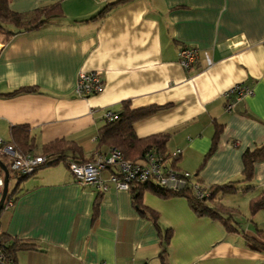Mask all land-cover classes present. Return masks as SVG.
<instances>
[{
    "label": "crops",
    "instance_id": "1",
    "mask_svg": "<svg viewBox=\"0 0 264 264\" xmlns=\"http://www.w3.org/2000/svg\"><path fill=\"white\" fill-rule=\"evenodd\" d=\"M117 1L10 0L19 14L60 3L64 17L11 38L0 32V139L10 143L12 128L26 126L36 144L29 153L64 139L89 160L113 149L98 147L106 111L162 107L134 124L138 138L168 134L167 153L181 150L177 168L203 187L242 180L245 153L264 146V0H128L90 20ZM185 46L200 51L189 70L179 62ZM95 71L103 91L78 97L79 74ZM240 84L254 93L228 113L225 95ZM102 178L107 191L78 183L61 163L10 192L15 205L0 213V232L36 245L17 264H162L169 233L167 264H264L244 237L264 232V208L250 209L264 193V159L252 183L238 185L248 192L221 198L238 233L182 197L146 190L139 211L110 170Z\"/></svg>",
    "mask_w": 264,
    "mask_h": 264
},
{
    "label": "trees",
    "instance_id": "2",
    "mask_svg": "<svg viewBox=\"0 0 264 264\" xmlns=\"http://www.w3.org/2000/svg\"><path fill=\"white\" fill-rule=\"evenodd\" d=\"M128 0H119L108 4L100 13L90 20H98L103 18L112 9ZM64 17V12L60 3H55L38 8L28 13H15L10 9V0H0V32L5 33L7 38H11L18 32H35L45 27L54 19ZM31 91L28 89H21L17 93ZM14 93V94H15ZM162 107H149L143 109L132 110L129 105H125L119 112H115L117 118L114 121H106V124L99 130L98 141L99 148L107 146L113 149H118L122 152L127 160L133 162H141L145 159L148 152L158 150L166 154V145L169 140L168 134L154 135L147 138H138L134 132V124L144 118H147L156 112L160 111ZM221 132V127H218L215 137ZM20 152H33L36 148L34 139L31 138L28 127H13L12 140L10 141ZM112 150V149H111ZM42 155L47 157V163L38 167L36 173L43 168L55 166L58 164H65L68 168L71 162L88 163L95 160L93 157L89 160H84L82 151L75 143L60 139L54 143H50L43 147ZM264 159V146L255 151H248L245 153L243 179L225 185H215L211 187H203L201 184L194 182L193 178L190 182L180 190H170L163 188L155 183H147L138 185L131 189L133 192V203L135 207L142 211V197L146 190L151 191L159 197L168 199L174 197H182L188 200L193 211L201 217H209L214 221L222 223L228 233H238L240 230L236 226L234 209L225 206L221 198L228 195H237L239 193H246L248 189H239L240 183H252L254 179L255 163ZM179 156L174 158L170 165L177 172V162ZM35 173V174H36ZM33 176V175H32ZM30 176H19L10 170L9 182L16 178V185L13 190V195L18 192L20 184ZM194 184H199L205 191V194L200 196L194 189ZM14 198V197H13ZM15 201V199H14ZM264 208V193L258 195L251 200L250 209L251 216H254ZM153 219L157 220V215L153 214ZM249 245L258 251L264 252V232L257 231V238H249L244 236ZM171 234L169 233L164 239V248L160 256L162 264H167L166 254L167 246L170 243ZM36 249V245L30 242H22L18 239H12L8 235L0 232V251L9 259L17 264V254L21 251ZM1 264V263H0Z\"/></svg>",
    "mask_w": 264,
    "mask_h": 264
},
{
    "label": "built area",
    "instance_id": "3",
    "mask_svg": "<svg viewBox=\"0 0 264 264\" xmlns=\"http://www.w3.org/2000/svg\"><path fill=\"white\" fill-rule=\"evenodd\" d=\"M200 61V51L196 47L185 46L179 51V62L187 70L195 67ZM104 89L101 71L90 73L82 72L78 76L76 94L78 97H89L99 94ZM254 93L251 87L240 84L226 93V111L231 113L236 103ZM117 115L108 110L105 113L106 121H114ZM181 155V150L173 153H162L158 150L148 152L141 162L127 160L118 149H112L108 155H97L94 161L88 163L71 162L69 170L78 183L94 185L102 191H107L108 185L102 178L105 170L111 171L110 181L118 190L131 191L138 185L155 183L170 190H180L185 187L193 175L190 172L175 171L170 162ZM0 159L7 165L9 171L19 176H32L39 166L47 163V157L33 153H22L13 144L0 139ZM194 189L200 196L207 195L199 184ZM5 188V174L0 169V201ZM15 201L10 190L5 200L3 211L11 210ZM1 264H14L0 251Z\"/></svg>",
    "mask_w": 264,
    "mask_h": 264
},
{
    "label": "water",
    "instance_id": "4",
    "mask_svg": "<svg viewBox=\"0 0 264 264\" xmlns=\"http://www.w3.org/2000/svg\"><path fill=\"white\" fill-rule=\"evenodd\" d=\"M0 169L3 170L5 174V188H4L2 199L0 201V213H1L3 211L4 203L9 193V177H10L9 168L1 159H0Z\"/></svg>",
    "mask_w": 264,
    "mask_h": 264
},
{
    "label": "rangeland",
    "instance_id": "5",
    "mask_svg": "<svg viewBox=\"0 0 264 264\" xmlns=\"http://www.w3.org/2000/svg\"><path fill=\"white\" fill-rule=\"evenodd\" d=\"M16 181H17L16 178H13V179L10 180V183H9V190H10V192H13L14 187L16 185Z\"/></svg>",
    "mask_w": 264,
    "mask_h": 264
}]
</instances>
